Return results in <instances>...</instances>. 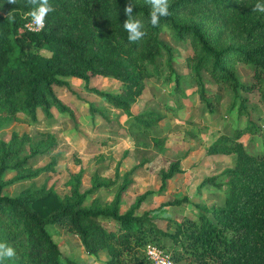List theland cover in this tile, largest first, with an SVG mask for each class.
<instances>
[{
  "label": "trees",
  "instance_id": "trees-1",
  "mask_svg": "<svg viewBox=\"0 0 264 264\" xmlns=\"http://www.w3.org/2000/svg\"><path fill=\"white\" fill-rule=\"evenodd\" d=\"M34 18L44 22L38 32L26 28ZM180 47L191 50L186 76L174 67ZM243 64L253 72L250 85L240 80L237 67ZM205 74L218 93L233 94L231 107L247 118L245 128L223 133L207 150L208 156L235 160L233 167L207 177L199 187L224 192L222 205H195L199 224L185 219L174 232L160 230L152 212L137 214L155 192L140 196L121 214L132 175L147 164L154 169V159L140 161L123 177L121 163L112 160L110 164L117 165L115 178L96 172L91 188L84 192L83 170L71 174L67 182L71 193L63 198L54 186L33 182L55 171L56 157L38 169L31 160L58 146L56 137L44 134L34 144L29 134L13 133L10 140H0V264H80L61 260L50 226L77 236L90 256L106 251L107 264H142L149 244L171 253L176 264L183 259L190 264H264V153H250L242 141L245 135L255 134V127L249 99L241 94L258 91L264 98V0H0V131L20 114L32 123L39 121L40 112L51 119L53 109L75 120L72 109L55 92V87H70L63 79L75 78L128 115V133L135 139L138 154L151 149V142L162 154L168 139L160 130L163 114L153 108L134 116L132 106L148 80L163 76L164 84H174L170 96H178V110L183 108L182 99L197 94L204 112L213 114L215 103L208 98ZM96 76L120 81L121 93L90 88ZM187 78L192 79L189 85ZM90 111L104 115L93 104ZM169 111L176 114L177 110ZM180 131L178 127L170 134ZM26 145L30 148L24 155ZM9 173L14 177L7 181ZM157 173L162 192L183 173L181 161H172ZM22 182L29 186L19 195L5 193L7 187ZM115 188L112 202L96 198L86 205L91 196ZM187 204L189 198L184 197L162 207ZM164 238L174 244L171 251Z\"/></svg>",
  "mask_w": 264,
  "mask_h": 264
},
{
  "label": "crops",
  "instance_id": "crops-1",
  "mask_svg": "<svg viewBox=\"0 0 264 264\" xmlns=\"http://www.w3.org/2000/svg\"><path fill=\"white\" fill-rule=\"evenodd\" d=\"M63 80L67 82L70 87H55V92L59 99L72 109L75 114V120H72L68 114H62L56 109L52 110L53 117L49 120L55 122V127L53 128L54 131L50 130L49 133L56 137L58 146L45 156H48L51 160L53 157H56L57 166L54 172L44 174H47L49 181L54 183V181L50 180L52 175L55 174L60 177L62 175L60 174V172H62V165H64V167L66 166L64 171L67 174V180L65 182V186L63 187L64 193L62 194L59 190H57L55 183H39L41 175L33 181L37 184V186H42L44 184H46L48 188L54 186L57 193L64 198L71 193L70 187L67 186L70 175L77 174L82 170L84 172L82 192H84L91 188L92 176L96 172H100L102 176H107L112 179L115 178L117 165H111L110 163L112 160L116 163H121L119 167L120 177H123L126 173L130 172L140 163V161L154 159L156 165L157 159L153 158V153H156L157 149L153 146V142H151V149L145 150L141 148L142 152L145 154H138L136 152L135 139L128 133L129 117L123 110L115 108L113 105L106 102L102 97L88 91L84 81L75 78ZM163 85L165 86L166 84ZM154 87H159L158 83L146 85V89L143 94L137 99V102L131 108L132 115L137 116L143 114L150 110V108H154L156 106V102L160 99L156 97L158 93L152 94L150 92V90L153 91ZM90 88H97L103 92L118 95L121 93L123 85L120 81L114 78L96 76L91 78ZM156 88L154 89L156 90ZM163 91H165V89H163ZM159 96L164 97L163 94H160ZM197 96L198 95L195 94L189 99L183 100V108L177 110L176 114H174L175 116L172 115L173 117L168 115L165 111H162L164 121L168 115L175 118L174 120L182 125L179 127L182 128L181 136L183 137V142L187 144L192 142V144L187 146L184 150L181 148L178 152L181 156V159L178 160L181 161L183 173L176 175L168 182L167 188L160 192L162 181L157 171L154 170L155 167L153 169L151 165L147 164L144 167L137 169L131 177L133 184L122 199L120 206L121 214H126L135 204L136 200L148 192H155V194L145 200L141 208L137 211L138 215H143L145 212L155 210L154 208H152V210L147 208L150 207V204L158 202L163 205L176 198L182 199L184 197H188L190 202H192L193 198H196V204H206L209 206L207 203H209V200L213 198L215 190L217 192L219 191L213 187H204L199 190V187L207 177L219 174L220 171L217 169L224 166L223 163L225 162V159L229 157L225 155H207L208 148L222 134L219 135L213 126L207 127L201 131L199 128L200 123L196 122L195 124H197L196 126H198V129L193 132L194 137H190L185 133L192 131V129L187 126L185 120L178 121L176 118L178 115H181V113H186L188 109H190L187 108L190 106L189 102L195 100ZM163 102L167 104L165 101ZM90 104H93L98 109L102 110L104 115H101L98 112L92 115L90 111ZM168 105L174 108L172 103H169ZM198 105L195 106L198 108ZM22 116L25 115L20 114L18 115L17 120L6 124L0 131V137L5 135L4 133L6 129H15L16 126L22 125L19 123ZM204 116L205 118H203L204 121L202 122L206 123V115ZM41 117L46 118L42 112L39 113V121L42 120ZM163 120L160 122V130H162L165 135L168 134L169 137L170 133L165 131ZM25 130L29 131L30 129L26 127ZM168 145L169 143L166 142L165 149L168 148ZM154 150L156 151L153 152ZM163 155L164 152L162 153V157ZM75 156L81 160L82 163L78 166L72 167L69 163L74 164L73 157L75 158ZM138 156H140V158ZM33 168L38 169L35 166H33ZM215 170L218 172H215ZM13 177L14 174L9 173L6 175V180H11ZM120 183H122V180H120ZM116 190V188L109 192L102 190L103 192L100 191L96 195L91 196L92 198L87 201L89 202L91 200L90 203L86 205H90L96 198H101V192L106 193L107 195L106 200L103 202L110 203L114 199ZM172 194L175 195L173 199L170 197ZM189 195L193 198L190 199ZM207 197L209 198L208 200ZM175 208L176 207H174V209ZM180 208L183 209V206ZM169 209L170 207H163L161 209L163 213L160 215H158V213L157 215L156 213L152 214L154 220H156V217H160V220L158 219L155 221L157 225L159 222L165 223L166 225L170 223L168 220L169 217L166 215Z\"/></svg>",
  "mask_w": 264,
  "mask_h": 264
},
{
  "label": "rangeland",
  "instance_id": "rangeland-1",
  "mask_svg": "<svg viewBox=\"0 0 264 264\" xmlns=\"http://www.w3.org/2000/svg\"><path fill=\"white\" fill-rule=\"evenodd\" d=\"M47 56H49V53H44ZM191 54V50L186 48V47H180L179 48V53L176 55V61L174 62V67L176 72H178L181 75H187L190 73V70L187 68V63H186V58ZM238 69V74L240 76V80L245 83V84H252L253 83V72L251 70V68H249L247 65L243 64V65H239L237 67ZM204 79L207 82L206 88L208 90V98L209 100H211L212 102L215 103L214 110L215 113L213 114H209L204 112V105L200 106V99L197 96L195 98V100L190 101L192 103L189 102V105L187 108L188 111L186 113H181V115H178L176 118L178 119V121H183L185 120V123L187 124L188 127H190V129H192V131H190L191 134H194L193 132L196 131L198 129V126H196L197 124H195L196 122H199L200 126L199 128L202 130L206 129L207 127L213 126V128H215L218 132V134H223V133H231L233 132V130L237 129V128H245L247 125V118L246 117H239L238 115V109H233L231 107V105L235 102L234 96L231 93L228 94H224V93H218L217 89L215 86H212V79L208 76V75H204ZM161 80V81H160ZM160 80H148L146 82V85H149L151 83H158L159 87H154L156 88V90L153 88V91L150 90V92L153 94H157L156 97L159 98L160 100H158V102H156V106L154 108H157V110H159L161 113L162 111H165L168 115H174L173 112L171 113V111L169 110H178L177 109V101L179 100L178 96H170L171 95V91L172 94L174 92V84H168V85H163L164 81H163V76L161 77ZM188 81V85L192 82L191 78H187ZM183 86L185 88V90L187 91L188 89H190L187 86V83L184 81L183 82ZM182 86V87H183ZM163 89H165V91H163ZM191 90H189L188 92H190ZM160 94H163V96H159ZM222 94V98L220 97ZM241 94L244 97H247L249 99L248 104H249V108L251 109V114H252V122L254 124L255 127V134H247L243 137V143L245 144L247 150L252 153V154H261L264 153V98L262 97L261 93L254 92L251 94H246L241 92ZM191 97V96H190ZM189 97V98H190ZM188 98V99H189ZM172 100V101H170ZM183 100H187V99H182L181 103L183 104ZM197 100V102H196ZM163 101H165L167 104H165ZM195 102V103H194ZM169 103H172L174 106V109H172L173 107H171L170 105H168ZM200 103V104H199ZM199 104V105H198ZM198 105V108L195 106ZM95 106V105H94ZM195 106V107H194ZM96 107V106H95ZM97 108V107H96ZM166 108H169L166 109ZM153 109V108H150ZM233 109V110H232ZM185 112V111H184ZM97 112H91L92 115H94ZM166 116V120L164 121L163 125L165 126V131L167 133H170L171 131L176 132L177 128L180 125V123H177L171 116ZM206 115V123L202 122L204 121L203 118H205ZM175 116V115H174ZM41 121H38L37 123H32L28 117L26 116H22L20 118V126H16L15 129H6L5 131V135L0 137V140H10L11 138V134L13 133H18L20 135L23 134H29L30 136H32L34 138V144L37 143L41 136L44 134H48V135H52L50 132V130H53L54 123L50 121L49 119L46 118H42L41 117ZM20 127V128H19ZM27 128H29L30 130L27 131L25 130ZM18 129V130H17ZM54 131V130H53ZM7 132V133H6ZM28 132V133H27ZM181 131L174 133V134H169V137L167 139V142L169 143L168 148L165 149L164 151V155L162 157V154H157L153 153L156 150H154L153 153V158L157 159L156 165H155V171L158 172V170L161 167H167L169 165V163L172 162V160L177 161L178 159H181L180 154L178 153L179 150L182 148L183 150L189 146L191 143L187 144L185 142H183V137L181 136ZM168 135V134H167ZM37 136V137H34ZM29 145H26L25 147V154L29 153ZM140 158V156H138ZM79 160L76 156L75 158L73 157V162L69 163L70 166H78L79 164L82 163V161ZM234 157L233 156H229L225 159V162L223 163L224 166H221L220 168H218L217 170L221 172H223L224 170L233 167L234 165ZM51 162V159H49L48 156H37L35 157V159H32L31 164L33 166H35L36 168H43L45 166H47L49 163ZM66 166L64 167V165H62L61 170L62 172H60V174H62L60 177L58 175L53 174L52 178L50 179L51 181H54V183L56 184L55 186H57V190H59L60 193H64V189L63 187L65 186V182L67 180V174L65 173V169ZM217 170H215V172H218ZM219 173V174H220ZM8 178V177H7ZM42 184L44 182H49V184H54L51 183L49 181V178L47 176V174H42L41 175V179L39 181V183ZM29 186L28 183H17L14 184L12 186H9L5 189V193L7 195H10L12 197H15L17 195H19L23 190H25L27 187ZM103 192V191H102ZM100 194L101 198L103 201L106 200V193H102ZM107 192V191H105ZM192 192V191H191ZM153 196V195H152ZM175 195H171V199L174 198ZM190 199L193 198L192 196H190ZM224 197L225 194L224 192L221 191H216L213 194V198L211 200H209V203H207L210 207L214 206V205H222L224 202ZM92 197H90L91 199ZM209 198L207 197V200ZM91 201V200H90ZM87 202L86 204L90 203ZM200 203V202H199ZM162 203H158L155 202L153 204H150V210H152V208H154L155 210L151 211L153 214L158 213V215H160L161 213H163V211H161V209L163 208L161 205ZM161 205V206H160ZM189 205V206H188ZM188 205H183V209L182 208H175L174 207H170V209L167 211V216L169 217L168 220L170 223H168L167 225L165 223H158V227L160 228V230L162 231H169V232H174L176 229V226L179 223L184 222L185 219H189L190 222H194L197 225L199 224L198 221V215L197 212L198 210H196V208L194 207L196 204V198L192 199V202H190L189 200V204ZM206 205V204H205ZM160 220V217H156V220ZM155 220V221H156ZM162 220V219H161ZM49 231L50 233L53 234L55 241L58 243L61 252H62V257L61 260L65 261V260H71V261H75L77 263L80 264H107L108 260H109V256L108 253L106 251L100 253L98 256H90L88 254H86L84 247L80 241V239L75 236L72 233H69L68 231H66L65 229H62L58 226H50L49 227ZM183 236L180 237V239H182ZM184 239V238H183ZM164 244H166V249L171 251V246H173L174 244L172 243V241L168 238H164V240H162ZM177 250H179V252L181 253V249H180V245L175 246ZM171 254V253H170ZM172 255V254H171ZM145 258V254L143 256ZM173 257V255H172ZM175 259V257H174ZM142 264H150V262L147 259H144ZM177 264H190L188 261H186L185 259L181 260V262L177 263ZM194 264V263H192Z\"/></svg>",
  "mask_w": 264,
  "mask_h": 264
},
{
  "label": "built area",
  "instance_id": "built-area-1",
  "mask_svg": "<svg viewBox=\"0 0 264 264\" xmlns=\"http://www.w3.org/2000/svg\"><path fill=\"white\" fill-rule=\"evenodd\" d=\"M43 26L44 22L42 20L34 18L27 23L26 28L31 32H38ZM145 255L151 264H176L169 252L154 244H149L146 247Z\"/></svg>",
  "mask_w": 264,
  "mask_h": 264
}]
</instances>
